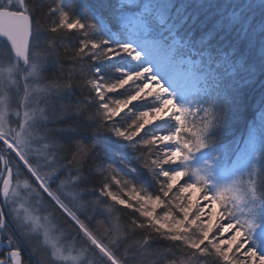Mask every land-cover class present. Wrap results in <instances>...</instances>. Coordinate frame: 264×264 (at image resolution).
Returning a JSON list of instances; mask_svg holds the SVG:
<instances>
[{
	"label": "snow or ice",
	"instance_id": "obj_1",
	"mask_svg": "<svg viewBox=\"0 0 264 264\" xmlns=\"http://www.w3.org/2000/svg\"><path fill=\"white\" fill-rule=\"evenodd\" d=\"M79 7L0 0V264H264V0ZM253 86L248 179L210 181Z\"/></svg>",
	"mask_w": 264,
	"mask_h": 264
},
{
	"label": "trees",
	"instance_id": "obj_2",
	"mask_svg": "<svg viewBox=\"0 0 264 264\" xmlns=\"http://www.w3.org/2000/svg\"><path fill=\"white\" fill-rule=\"evenodd\" d=\"M43 2V0H41ZM73 2L80 5L76 8V15H85V8L91 9L98 16H103L107 18L108 13L101 9L99 5L103 3H118V0H57V3L63 4L65 6H70ZM158 0H138V3L143 4H154ZM182 0H175V3L179 5ZM213 2L223 10L224 14L227 15L230 12H236L237 6L242 2V0H213ZM154 14V10H153ZM198 104L196 107H208L210 96L204 94H199L196 96ZM246 111L242 118H232L229 119L227 124L217 129L212 137L211 143L214 147H221L229 153L234 152V148L242 145L244 137L247 135L249 123L257 116L260 108V89L258 86H253L247 91L246 94ZM214 107V106H213ZM203 115V113H201ZM200 117H196L195 120L198 122ZM189 120H193V117H189ZM258 164H264V157L257 158Z\"/></svg>",
	"mask_w": 264,
	"mask_h": 264
},
{
	"label": "rangeland",
	"instance_id": "obj_3",
	"mask_svg": "<svg viewBox=\"0 0 264 264\" xmlns=\"http://www.w3.org/2000/svg\"><path fill=\"white\" fill-rule=\"evenodd\" d=\"M6 67V62L0 63V68ZM189 98L193 99L192 107L195 109L198 104L196 96ZM234 150V152L229 153L221 147H214L212 144H209L205 149L192 153L191 159L187 164L191 168H200L202 171L207 172L209 180L216 183L230 182L234 176L238 180L243 179L246 181L248 173L243 162L238 159L239 146L234 148ZM257 158L259 159V157L250 159L248 166L251 165L253 160L257 163ZM261 220H264V215H258L257 222L260 223Z\"/></svg>",
	"mask_w": 264,
	"mask_h": 264
}]
</instances>
